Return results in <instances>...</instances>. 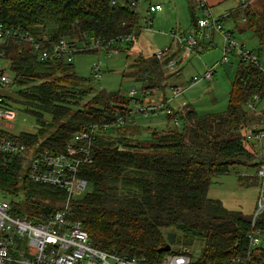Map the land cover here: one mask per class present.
I'll use <instances>...</instances> for the list:
<instances>
[{
    "label": "trees",
    "instance_id": "16d2710c",
    "mask_svg": "<svg viewBox=\"0 0 264 264\" xmlns=\"http://www.w3.org/2000/svg\"><path fill=\"white\" fill-rule=\"evenodd\" d=\"M258 6L254 9L250 3L244 9V24L260 41V57L264 52V1ZM192 11L195 13L194 7ZM140 19L139 11L130 9L124 0L116 5L111 0H0L1 22L36 36L47 34L56 42L132 35V40L120 48L128 50L143 30ZM175 46L162 59L140 53L130 64L143 80L144 89L162 90L169 77L179 74L184 46ZM2 50L14 77L10 86L20 97L8 96L9 105L13 109L16 104L24 105V111L34 116L37 124L36 132H20L12 137L16 140L63 151L76 132L131 111V98L120 92L96 90L93 79L78 75L73 60L40 61L33 46L16 42L0 44ZM171 60L177 61L173 69L167 67ZM255 96L259 99L257 110H252L248 104ZM262 102L263 68L239 61L224 111L199 112L184 105L175 112L184 123L181 129L152 130L143 138L132 137L137 126L130 122L101 131L93 143L92 163L80 171L92 188L71 200V218L83 222L93 246L141 257L149 264H160L166 254L175 252H159L171 231L175 243L191 256L189 264H231L247 250V234L253 224L264 234V210L253 221V216L228 209L220 199L211 198L209 188L218 175L229 173L231 166L250 167L225 163L241 155L255 162L252 167L256 174L249 178L239 175V183L244 185L258 176L264 165V156L255 148L256 135L264 131V103L258 108ZM114 130L118 135L111 134ZM0 195L11 196L13 212L31 219L62 209L66 201L63 191L30 181L19 158L3 161L1 156ZM197 241L202 248L195 257L188 248Z\"/></svg>",
    "mask_w": 264,
    "mask_h": 264
},
{
    "label": "built area",
    "instance_id": "2783aa9c",
    "mask_svg": "<svg viewBox=\"0 0 264 264\" xmlns=\"http://www.w3.org/2000/svg\"><path fill=\"white\" fill-rule=\"evenodd\" d=\"M118 2L119 0H111L112 5H116ZM124 2L130 9L138 11L140 0H124ZM193 3L194 9L202 12L194 31L182 36L177 35L176 32L171 34L184 46L182 60L188 58L201 41L211 37L212 33L218 32L222 34L223 38V57L219 65L229 63V55L234 52H238L239 61L260 65L258 54L238 44L230 29L224 30L222 21L230 14L217 18L212 15L207 0H194ZM250 3L251 0H241L243 9ZM160 9H162L160 3L150 4L147 12L152 14ZM242 19L243 22L246 21L245 17ZM131 40L132 35H126L110 40L93 38L91 42L67 38L56 42L52 41L47 34L36 36L30 31L0 21V44L16 42L19 45H31L40 61L53 58H64L71 61L74 59L75 53L78 52L79 45H83V51H92L112 46L114 43L126 45ZM45 45H49L50 49ZM107 49L110 50L109 47ZM168 50L169 48H165L156 51L154 55L162 59ZM118 52L119 49L114 50V53ZM0 58L5 59L4 50L0 51ZM176 62V60L169 61L167 67L173 69ZM217 67L218 64L207 68L204 75L192 78L191 84L200 80H212ZM13 80L14 77L9 71H6L5 68L0 69V156L3 161L19 158L30 181L63 191L66 194V201L62 209L46 214L43 218L31 219L15 214L12 200L0 199V264H149L141 257L123 256L93 246L83 222L71 218L70 202L90 191L91 185L80 171L82 166L92 163L93 143L100 132L124 126L131 121L133 113L140 112L148 115L149 112H155L156 106L151 104L147 95L152 93L155 96L158 89H144L141 96L142 102L137 99L139 98L138 92L134 88L131 89L127 97L132 99L131 103H134L138 109L131 107L130 112L117 113L115 119L110 122L93 124L85 131L76 132L67 142L63 151H56L51 148H40L38 143L28 145L12 138L19 134L13 132L17 115L9 105L8 94L3 93L2 89L9 87ZM185 89L186 86L183 85L174 86L172 88L173 97L181 95ZM258 100V97L255 96L254 102L248 104L252 110H257ZM158 101L166 103L167 100L160 96ZM167 113L173 116V120L178 126L180 124L178 115L172 110H167ZM263 136L264 131L256 135L255 139ZM261 155L264 156V153ZM259 176L264 179V165L258 172ZM261 193L264 196V183ZM263 210L264 202L260 200L259 209L255 213L253 221ZM262 237L264 234L255 229L253 224V229L247 234V250L234 257L231 264H264ZM174 250L175 252L166 254L160 264L190 263L191 256L184 253L183 248Z\"/></svg>",
    "mask_w": 264,
    "mask_h": 264
},
{
    "label": "rangeland",
    "instance_id": "374dc122",
    "mask_svg": "<svg viewBox=\"0 0 264 264\" xmlns=\"http://www.w3.org/2000/svg\"><path fill=\"white\" fill-rule=\"evenodd\" d=\"M263 1L253 0L252 7L257 9L258 5L263 3ZM150 2L161 3L164 7L163 10L148 14L147 10ZM193 2L194 0H140L137 9L141 16L140 24L145 29L137 37L134 46L128 50H120L125 45L114 43L112 46H108L109 51L108 47H106L91 52L83 51V45H79L78 52L75 53L73 59L76 72L80 76L93 79V85L96 90L104 89L108 92H120L127 96L128 92L134 88L138 92V97L141 98L144 91V82L143 80H139L137 70L131 67L130 64L135 62L140 53L150 55L171 46L176 47L175 45L179 42L172 37V32H176L177 35L182 36L194 31L195 27L192 23L191 14ZM240 7H242L241 0H225L222 3V8L228 11ZM196 16H202V12L198 10ZM222 23L224 30L230 29L233 31V38L238 44L256 54L260 52L258 37L251 29H245L247 27L245 24L243 25L244 29L241 30L240 25L238 24L236 27L229 17L224 18ZM209 32L212 33L210 30ZM201 43L203 44L202 47L200 46L199 51L196 48L188 58L182 60L179 65L181 71L178 72L177 76L168 78L164 89L157 90L155 96L152 93L147 95V98L151 99V104L156 106V111L149 112L148 115L140 112L133 113L131 121L128 124L132 126L135 124L137 128L133 131L135 132L134 135L129 132L127 135H133V138H143L147 137L152 130L181 129L184 123L180 120V124L177 126L173 120V116L168 114L167 110L177 112L184 105H191L199 112H222L227 108L229 92L238 70L240 56L238 52L231 53L229 55V63L219 65L223 57V38L221 33L215 32L213 36L205 38ZM115 49H119V52L114 53ZM259 60L264 70V52H262ZM217 64L218 67L212 80H200L191 84L192 78L204 75L207 68ZM3 68L10 72V63L8 60L0 58V69ZM165 70L167 74H170L169 69L167 71V68H165ZM11 75L13 74L11 73ZM177 85L186 86V89L181 95L173 97L172 88ZM2 92L8 94V96L20 98L11 86L2 89ZM160 96H163L167 100L166 103L158 101V97ZM263 103L258 107L259 109ZM131 107L138 109L134 103H131ZM24 109H26L24 105H14L17 120L13 132L17 134L20 132L37 131L35 117L26 113ZM45 118L51 119V116L45 114ZM52 131L53 128L48 129L44 138ZM118 133L116 130L111 132L115 136ZM37 143L39 144V142ZM255 148L259 152L264 153V136L256 140ZM239 174L255 175L256 169L244 167L243 165L232 166L229 173L218 175L214 179L209 188V196L214 199H220L228 209L241 211L244 215L253 216L254 218L255 213L259 209L260 200L264 202V196L261 193L264 179L260 176L251 177V180L241 185L238 181ZM249 177L246 176L245 178ZM91 188L92 186L89 187V189ZM2 198L11 200V196L9 195H0V199ZM63 206L64 204L62 203ZM177 234L181 235L179 231H177ZM262 238V245H264V237ZM181 247L182 245L175 242L172 244V248L174 249ZM201 248L202 244L197 241L188 249L192 255L197 257L200 255Z\"/></svg>",
    "mask_w": 264,
    "mask_h": 264
},
{
    "label": "crops",
    "instance_id": "0c3cea01",
    "mask_svg": "<svg viewBox=\"0 0 264 264\" xmlns=\"http://www.w3.org/2000/svg\"><path fill=\"white\" fill-rule=\"evenodd\" d=\"M225 0H207V5L208 7L210 8L211 10V13L213 16L215 17H222L223 15L225 14H229L230 13V16H229V19L232 21V23L237 27V25L239 24L240 25V29L243 30L244 29V22H243V19L242 17H244V9L243 7H240V8H236L234 10H231V11H228V10H224V8H222V3L224 2ZM150 4H156V2H150ZM161 4V3H160ZM251 4H253V0H251ZM162 5V4H161ZM163 5H162V9L160 10H163ZM159 11V10H158ZM192 23L194 22L193 21V17L197 18H200V17H197V10H195V13H193L192 11ZM194 25V23H193ZM195 27V25H194ZM145 29V28H144ZM143 29V30H144ZM232 31V30H231ZM233 32V31H232ZM214 35V33L212 34V36ZM154 89V88H153ZM151 100V99H150ZM232 167V166H231ZM231 170V168H230ZM241 175V174H239ZM246 176H251V175H248V174H244Z\"/></svg>",
    "mask_w": 264,
    "mask_h": 264
},
{
    "label": "water",
    "instance_id": "95a60500",
    "mask_svg": "<svg viewBox=\"0 0 264 264\" xmlns=\"http://www.w3.org/2000/svg\"><path fill=\"white\" fill-rule=\"evenodd\" d=\"M193 23L194 25L196 26L197 25V18L193 17ZM226 164H237V163H242V164H246L247 166H254L255 162L254 161H251L246 155H241V156H238V157H235V158H230V159H227L225 161ZM169 241L168 243L161 247L159 249V252H169L171 249H172V244L175 242L176 240V236H175V233L173 232H170L169 233Z\"/></svg>",
    "mask_w": 264,
    "mask_h": 264
}]
</instances>
